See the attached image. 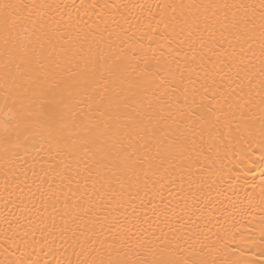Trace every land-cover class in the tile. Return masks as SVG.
<instances>
[{
	"label": "bare ground",
	"instance_id": "1",
	"mask_svg": "<svg viewBox=\"0 0 264 264\" xmlns=\"http://www.w3.org/2000/svg\"><path fill=\"white\" fill-rule=\"evenodd\" d=\"M22 2L35 7L19 36L14 33L13 41L6 45L0 31V125L11 118L5 107L6 90L10 107L14 98L18 102L22 98V90L12 81L22 71L17 66L21 57L13 47L16 40L34 47L37 53L41 47L57 55L64 50H69V56L80 53L77 58L81 60L90 47L95 54L99 45L109 57L127 55L141 64L146 61L155 66L176 47L174 28L178 33L185 21L191 23L197 17L203 27L204 17L214 11L182 6L227 4L229 8L217 13L221 19L227 14L230 21L233 16L240 20L255 12L256 30L241 24L239 39L230 32L217 33L212 46L221 52L235 49L238 54L243 47L245 58H251L255 65L254 73L260 66L259 13L239 6H259L261 0ZM249 44L252 51L248 50ZM10 59L13 62L8 64L10 76L5 84V65ZM232 87L236 89L232 100L241 95V104L251 100L244 108L245 117L238 111L227 116L220 113L219 121L196 129L190 156L157 160L150 171L146 164L147 176L142 173L138 180H113L98 195L91 181L85 189L86 173L76 176L77 161L80 169L85 161L82 153L69 156L71 141L60 152L55 146L49 151L48 143L40 140L28 142L14 155L0 152V264H92L100 259L126 264L145 259L264 264V130L259 77L251 84L244 79ZM120 92L131 95L127 88L109 85V96ZM65 101L77 121L99 115L95 109L100 97L91 88L69 89ZM149 103L152 108H148ZM136 104V112L145 122L161 107L151 92ZM172 114L178 115L175 108ZM161 115L167 116V112ZM168 124L172 121H160L161 126ZM74 131L70 127L66 134L72 136ZM73 140L78 143L80 137ZM155 156L153 148L150 157ZM66 164L72 169L71 175L65 172Z\"/></svg>",
	"mask_w": 264,
	"mask_h": 264
},
{
	"label": "snow or ice",
	"instance_id": "2",
	"mask_svg": "<svg viewBox=\"0 0 264 264\" xmlns=\"http://www.w3.org/2000/svg\"><path fill=\"white\" fill-rule=\"evenodd\" d=\"M33 7L35 6L23 3L22 0H0V31L4 34L6 45L13 41L14 33L19 36L23 23L31 20ZM182 7H202L214 11L211 16L204 17L203 27L197 17L191 23L185 21L178 33L174 28L176 47L170 49L167 58L162 56L155 66H150L146 61L141 64L139 60H133L127 55L109 57L102 53L99 45L95 54L90 47L87 56L81 60L77 58L80 53L69 56V50H64L57 55L47 53L43 47L37 53L34 47L16 40L13 47L21 57V63L17 66L22 67V71L18 76H13L12 81L22 90V98L19 102L14 98L10 107L7 102L9 93L6 90L5 107L9 108L11 118L0 125V152L6 156L14 155L32 140L47 142L49 151L55 146L57 152H60L71 141L69 156L82 153L85 161L83 169L79 168V160L77 161L76 176L86 173L83 176L85 189L87 190L91 181V187L98 195L101 190L110 187L113 180H138L142 173L147 176L144 167L146 164L150 171L157 160L163 162L174 155L190 156L193 150L191 146L195 144L193 137L196 129L211 124L214 120L219 121L220 113L227 116L235 115L238 111L241 117H245L247 113L244 108L251 100L241 104L239 101L244 99L243 95L232 100L236 93L232 85L238 81L242 83L244 79L251 84L257 76L261 90L260 120L264 130V0H261L259 6H239L250 7L259 13L260 66L255 73V65L251 58H245L243 47L238 54L235 49L231 53L226 49L221 52L212 46L216 43L214 38L217 33L223 35L230 32L239 39L241 24L251 25L250 30L255 31V12L252 17L245 16L238 20L233 16L230 21L227 14L222 19L217 14L220 10L229 8L227 4H191ZM247 42L246 40L245 43ZM220 48H223L222 43ZM248 50L252 51L251 44L248 45ZM12 62L10 59L5 65V84L10 76L8 64ZM110 84L117 85L122 90L127 88L131 95H122L120 92L109 96ZM89 88L100 97V103L95 109L99 115L90 117L88 121H84L83 117L77 121L67 110L65 93L69 89ZM240 91L243 93V88ZM29 92L32 96L28 95ZM149 92L161 107L145 122L136 112V102L146 99ZM141 93L143 95H139ZM248 96L251 97V92ZM129 101L133 103L130 104ZM17 103L19 106H16ZM148 108H152L151 103ZM173 108L178 113L176 117H173ZM162 111H166L167 116H162ZM69 119L71 124L68 123ZM154 120L156 123H153ZM161 120H171L172 124L161 126ZM70 127L76 130L72 136L66 134ZM75 136L80 137L78 143L73 140ZM153 148L156 156L150 157ZM65 172L68 175L72 172L67 164ZM96 184L100 185V189L96 188ZM85 194L87 195V191ZM92 264L126 262L100 259ZM135 264L200 262L195 259H145Z\"/></svg>",
	"mask_w": 264,
	"mask_h": 264
}]
</instances>
